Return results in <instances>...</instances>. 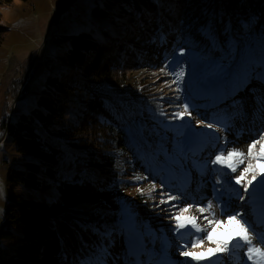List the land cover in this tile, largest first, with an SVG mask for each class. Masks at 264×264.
Segmentation results:
<instances>
[{
  "label": "trees",
  "instance_id": "obj_1",
  "mask_svg": "<svg viewBox=\"0 0 264 264\" xmlns=\"http://www.w3.org/2000/svg\"><path fill=\"white\" fill-rule=\"evenodd\" d=\"M89 22L50 62L32 106L16 119L0 120L13 149L25 156L8 176L22 192L11 194L0 225V264H63L66 256L74 264H109L110 247L123 233L138 252L155 231L126 219L129 207L120 220L122 209L107 215L83 206L109 199L115 206H144L148 197L132 195L137 185L128 174L139 156L166 164L162 138L181 126L165 122L164 105L140 96L133 69L151 63L146 50L169 53L179 38L230 68L238 45L253 38L264 44V0H93ZM115 27L126 31L119 39ZM111 38H117L112 45ZM4 40L0 13V46ZM34 70L17 83L20 101L31 98ZM156 134L163 136L152 141ZM183 140L175 148L178 157ZM42 192L54 198L40 201Z\"/></svg>",
  "mask_w": 264,
  "mask_h": 264
},
{
  "label": "rangeland",
  "instance_id": "obj_2",
  "mask_svg": "<svg viewBox=\"0 0 264 264\" xmlns=\"http://www.w3.org/2000/svg\"><path fill=\"white\" fill-rule=\"evenodd\" d=\"M92 4L93 0H28V2L12 0L8 4L0 5L1 20L5 28V40L0 46V120L5 115H13L12 117L16 119L20 113L27 111L32 106L31 102L34 101L43 83L44 78L42 76L45 75L48 65L54 60L57 52L69 46L70 36L89 28V12ZM112 31L113 35L119 39V35L122 36L125 29L115 27ZM117 38H111L109 44L112 45ZM250 41L248 45H238V62L234 64L235 66L230 73H228L227 65H220L210 76L208 71L214 68L212 65H217L216 60L206 59L204 55H201L198 48L189 49L188 44L181 38L172 42L169 53L161 52L162 48L160 50L153 48L150 52L146 50V59L151 63L147 65L143 64L142 61L141 66L133 69L131 73L135 77L133 83L143 92L140 96L148 97L156 105H164V110L167 111L165 122L169 125L178 122L184 125L186 130L184 135L188 138V148L186 153L181 154V157H178L175 152V148L181 145V142H178L184 130L181 126L168 130L167 137L161 135L162 138L158 134L151 137L152 141H156L160 137L165 140L166 155L162 158L166 159V164L152 165L147 159L139 156L128 174V179L135 180L134 184L137 185L132 189V195L141 193L143 197H148L144 206L127 203L123 206H115V202H111L113 201L111 199L106 204L98 200L83 205L88 211H98L97 214L107 212L109 215V213L115 212L116 208L122 209L120 220L126 218L123 207H129L127 213L129 218L126 219L131 220L133 224H144L146 229L150 228L155 231L148 236L147 244L144 247L141 246L138 252L135 248L130 247L131 242L123 233L118 237V242L110 247L109 264H184L185 260L192 259V257L191 255H181V249L196 256L203 254L207 257L201 259L204 264H211L212 260H219L221 264H237L232 263V260L238 258L243 260L242 264H249L250 260H248L246 250L243 252L239 250L238 254L223 252L213 256L207 250L215 249L217 246L208 242L207 233L211 232L215 240L235 242L240 231L239 225L234 226L228 223L227 214H221L225 205H227L226 213H233L237 206L232 198H236L237 195L235 191L227 192L223 195L221 202L216 203L214 189L224 192V187H222L224 182L221 180L220 183H217L216 173L211 170L221 169L222 166L209 163V161L214 160L215 155L219 154V148L226 147L231 151L230 133H240V127L251 125V122H246L248 114L251 113V118L254 120L261 116L257 115L261 110L257 104L258 101L264 100V90L261 91V86L257 93L255 90L251 92L248 83L264 84V65L261 64L264 63V44L259 40L257 41L256 38L250 39ZM176 43H178L177 46H175ZM181 52L183 55L180 54ZM178 62H182L181 66L185 72L184 82L180 85L182 91L177 90V84L173 83L174 76L170 72V69L175 68ZM166 65H168L167 68ZM256 69H262L261 77L253 74ZM33 70V78L40 80L35 81L33 79L34 81L28 83L32 93L31 98L28 101H20L18 97L14 96L17 83L26 79L28 73ZM245 81H247L246 85ZM133 83H130L131 88H133ZM23 85L21 84L20 88ZM235 86L240 87L236 90ZM244 90L251 93V96H247L250 97L249 100L244 95L242 96V93L246 94ZM229 93H232L233 97L242 99L243 108H245L244 102L249 108L236 112L231 110L229 103L231 104L232 97L221 103L222 97L219 95L224 94L226 97ZM199 95L200 98L197 100ZM185 98L190 104L191 116L186 115L182 121L176 119L174 113L183 112ZM207 101H210L209 105L206 104ZM220 104L223 107L226 106V111H222ZM254 106L256 107L254 108ZM238 108H242V106H238ZM248 110L249 112H247ZM207 113H211V117H207ZM231 117L235 119L234 123L228 124ZM157 118L158 116L155 117V119ZM189 120L191 121L190 128L187 124ZM152 121L150 119V123ZM223 122L229 125L227 129H222ZM209 123H212L210 128L207 127ZM263 125L257 124L253 129L258 133L259 138L264 136V130L258 131L257 129ZM155 126L159 128V126ZM201 126L203 129H200ZM253 130L248 133V136L241 139L240 145L245 150H248L253 143L247 141V137L253 135ZM197 133L206 135H196ZM135 135L138 136V133ZM217 137L220 138L218 141ZM210 148L212 149L210 151L217 152L214 156L209 151H203ZM196 149L199 151L195 152ZM253 151L258 154L260 144H256ZM224 155H227V152ZM158 157H160L159 154ZM245 157H247V153H245ZM24 159V155L13 149L10 134L6 130L3 132L0 127V225L5 216L7 204L10 203L11 194L18 191L22 192L15 185L9 183L8 176L13 168L21 167ZM250 162L256 165L258 173L252 185H248V192H244L243 185L247 183V180L252 179V175L249 173L239 185L235 183V178L243 173ZM174 167H177L180 172L175 173ZM153 171L157 174H152ZM223 171L230 170L223 169ZM158 174H164L166 178L162 181ZM228 179H230L233 189L239 190L241 194L246 196L240 199L241 202L250 201L249 199L252 197L257 200L264 199V188L258 187L259 182L264 180V168L260 167L256 160L246 158L244 163L238 165L235 173H230ZM254 188L256 189L255 192L253 191ZM47 194L42 192L39 195V200H45L46 197H49L47 200L54 198L52 193ZM169 195H178L179 199L168 201ZM27 197H32V195L28 194ZM133 198L136 199L137 197L133 196ZM161 200H165L166 203L161 204ZM209 201L213 203L216 218L224 220L223 226H217L216 229L209 226L208 220L204 218L212 219V216L208 212L202 214L198 211V208L205 207ZM170 205H177L178 207L171 208ZM188 206H190V211L185 215L196 216L197 223L206 229V231L196 234L203 236L204 239L195 248L191 247V244L185 245L177 238L179 233L173 231L175 220L172 217L179 214V207ZM229 229L232 230L229 231ZM140 230L142 231V227ZM181 231H187V229ZM189 239L195 243V237H189ZM169 240L173 245L168 243ZM256 247L260 248V245ZM64 259L63 264H74V259L70 256H66ZM259 261V258H255L253 262L254 264H263Z\"/></svg>",
  "mask_w": 264,
  "mask_h": 264
},
{
  "label": "snow or ice",
  "instance_id": "obj_3",
  "mask_svg": "<svg viewBox=\"0 0 264 264\" xmlns=\"http://www.w3.org/2000/svg\"><path fill=\"white\" fill-rule=\"evenodd\" d=\"M183 55V53H180ZM182 62H178L175 68H171L170 72L174 76L173 83L177 84V90L182 91L180 88V85L184 82V76L185 72L181 66ZM166 68L168 65L165 66ZM163 71V69H162ZM177 99H180V97H177ZM163 114V113H162ZM191 116L190 112V104L185 98L183 102V112H176L174 113V117L176 119L184 120L185 116ZM188 127H191V121L189 120L187 122ZM181 127H184V125H181ZM207 127H212V123L207 124ZM196 135H206L204 133H197ZM217 141L220 139L219 137L216 138ZM256 144H260V152L254 153V148L256 147ZM219 154L215 155V159L209 161V163H213L216 165L222 166L221 169H212L211 171L216 173L217 176V183H220L221 180H223L224 192H221L219 189H214V199L216 200V203L219 204L223 198V195L230 191H235V194L241 198L242 194L239 192V190H235L231 187L230 179L228 177L230 176V173H235L237 171V167L239 164L244 163V160L246 158H250L251 160H256L257 162H264V136H261L259 139H257L255 142H253L248 150H247V157H245V153L243 151L239 150H231L229 151L226 147H222L218 149ZM227 152V155H224V153ZM206 167V166H205ZM223 169H228L230 171H223ZM252 175L251 180H247V183L243 185L244 192H248V185H252L253 180H255L256 175L258 173V169L255 164L249 163L247 168L244 169L243 173H241L238 177L235 178L236 184H242V182L245 180L246 176L248 174ZM258 187L264 188V180H261L259 182ZM153 188H155V185H153ZM255 188L253 191L255 192ZM179 199L178 195H169L168 201H175ZM166 203L165 200H161V204ZM171 208H177V205H170ZM226 209V205H225ZM225 209H222L221 214L225 215L227 214ZM190 211V206L188 207H179V214L173 216L172 218L175 220V228L173 231L178 232L179 236L177 237L180 241H182L185 245L191 244V247L195 248L198 247L204 237L203 236H197V233H201L206 231L205 228H202L197 223V217L196 216H188L185 215V213H188ZM198 211L200 213L208 212L212 219H208V217H204L206 220H208V225L211 226L213 229H216L217 226H223L224 220L217 219L215 212L213 211V203L212 201H209L208 204L205 207L198 208ZM228 215V223L232 225H239L240 231L235 238V242H230L228 240H215L211 234V232L207 233V240L211 244H215L217 247L215 249H208L207 251L211 253L213 256L216 255V253H223V252H230L233 254H238V251L240 249L246 248V254L248 257V260L255 261V258H259L260 260H264V251L261 250L259 247H255L253 245V239L252 236L249 235V229L252 230L253 234L256 236L257 243L264 244V233L257 232L256 229L253 227V224L249 222L247 219H245L243 216H240L238 219L237 213L227 214ZM187 229V231H181ZM232 229H229L231 231ZM189 237H195V243H192ZM231 243V248H230ZM181 255L189 256L191 255L193 260L199 261L201 259H205L203 254L200 256L193 255L189 252L183 251L181 249ZM98 264H106V261H99ZM184 264H187V262H184ZM211 264H221L219 260H212Z\"/></svg>",
  "mask_w": 264,
  "mask_h": 264
},
{
  "label": "bare ground",
  "instance_id": "obj_4",
  "mask_svg": "<svg viewBox=\"0 0 264 264\" xmlns=\"http://www.w3.org/2000/svg\"><path fill=\"white\" fill-rule=\"evenodd\" d=\"M262 90H264V86L262 87ZM257 106L261 107L264 110V100L258 101ZM261 117H264V113L261 115ZM229 138V142H231V150L235 149L247 153V150H245L244 147L240 146V143L237 141V138H231V136ZM238 198L240 199V197ZM237 209L242 212L241 216H243L245 219H252L253 217H257L259 219L260 224L264 223V200L258 203L256 207H253L248 203H238Z\"/></svg>",
  "mask_w": 264,
  "mask_h": 264
},
{
  "label": "water",
  "instance_id": "obj_5",
  "mask_svg": "<svg viewBox=\"0 0 264 264\" xmlns=\"http://www.w3.org/2000/svg\"><path fill=\"white\" fill-rule=\"evenodd\" d=\"M195 261L193 259H188L186 262H187V264H194ZM197 262L200 264V260Z\"/></svg>",
  "mask_w": 264,
  "mask_h": 264
}]
</instances>
